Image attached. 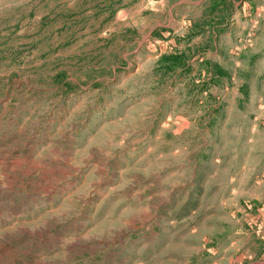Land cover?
Segmentation results:
<instances>
[{
  "label": "rangeland",
  "instance_id": "obj_1",
  "mask_svg": "<svg viewBox=\"0 0 264 264\" xmlns=\"http://www.w3.org/2000/svg\"><path fill=\"white\" fill-rule=\"evenodd\" d=\"M180 1L0 0V264L244 261L264 0Z\"/></svg>",
  "mask_w": 264,
  "mask_h": 264
},
{
  "label": "crops",
  "instance_id": "obj_2",
  "mask_svg": "<svg viewBox=\"0 0 264 264\" xmlns=\"http://www.w3.org/2000/svg\"><path fill=\"white\" fill-rule=\"evenodd\" d=\"M208 0H181L179 3L182 4L184 6H186L189 9V12H193V10H195L196 8H202ZM247 1V0H244ZM232 4L234 5L235 11H237V6L238 4L236 3V0H231ZM251 8H249V10L251 12H254L256 7L255 4H253L254 0H251ZM178 5L175 4L173 7H176ZM258 12L252 13L250 15H254L255 17H263L264 18V7L261 8H257ZM234 15V13L232 14ZM258 21V23H255L253 26L256 27H260L262 26V30H264V23H259L258 18H256ZM262 219V220H261ZM257 218L256 223L259 221H263L264 222V217L263 218ZM248 238H250L251 242L248 243L247 245V256L244 259V261L241 262V264H264V238H262L261 235L258 234H252V233H248Z\"/></svg>",
  "mask_w": 264,
  "mask_h": 264
},
{
  "label": "built area",
  "instance_id": "obj_3",
  "mask_svg": "<svg viewBox=\"0 0 264 264\" xmlns=\"http://www.w3.org/2000/svg\"><path fill=\"white\" fill-rule=\"evenodd\" d=\"M254 226L256 228L255 233L258 235H261L262 238H264V232H262V230L264 229V222L259 221V222L255 223Z\"/></svg>",
  "mask_w": 264,
  "mask_h": 264
}]
</instances>
